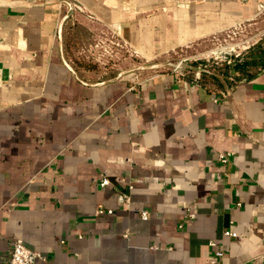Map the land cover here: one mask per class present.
I'll return each mask as SVG.
<instances>
[{
	"label": "crops",
	"instance_id": "1",
	"mask_svg": "<svg viewBox=\"0 0 264 264\" xmlns=\"http://www.w3.org/2000/svg\"><path fill=\"white\" fill-rule=\"evenodd\" d=\"M263 13L264 0H0V264L15 239L39 264H212L217 249L218 264H264V71L228 92L101 72Z\"/></svg>",
	"mask_w": 264,
	"mask_h": 264
},
{
	"label": "rangeland",
	"instance_id": "2",
	"mask_svg": "<svg viewBox=\"0 0 264 264\" xmlns=\"http://www.w3.org/2000/svg\"><path fill=\"white\" fill-rule=\"evenodd\" d=\"M264 51V13L255 22H249L230 31L208 38L197 45H191L155 59H143L132 54L130 64L106 66L101 69L104 80L130 78L132 83L168 72L196 79L215 90L229 91L228 82L221 75L227 65L229 75L233 74L238 59L248 62L258 60L259 51ZM223 65V66H222ZM259 65H250L252 71ZM121 76V77H120ZM228 77V81H230Z\"/></svg>",
	"mask_w": 264,
	"mask_h": 264
},
{
	"label": "built area",
	"instance_id": "3",
	"mask_svg": "<svg viewBox=\"0 0 264 264\" xmlns=\"http://www.w3.org/2000/svg\"><path fill=\"white\" fill-rule=\"evenodd\" d=\"M231 153L226 154H219L218 155V161L221 164H226L229 162V159L231 158ZM109 180L107 178H104L100 182V187H105L109 185ZM132 189L131 184H128V186L125 187L124 190H121L117 193L116 201L119 206H125L129 207L130 205V191ZM104 213L111 214L112 210H104L102 208H99L96 210L95 215L99 216ZM141 218L143 220L147 219V214L145 212H142ZM194 218V215L189 213L187 214V219ZM223 236L235 238L236 234L230 230H224ZM209 246L211 248H215L216 244L214 242H209ZM223 259V251L221 249L215 250L211 263L212 264H218ZM44 260L43 256L40 253H37L33 250H30L28 247L25 246V244L20 239H15L12 241L11 245V254L8 264H39V262H42Z\"/></svg>",
	"mask_w": 264,
	"mask_h": 264
},
{
	"label": "trees",
	"instance_id": "4",
	"mask_svg": "<svg viewBox=\"0 0 264 264\" xmlns=\"http://www.w3.org/2000/svg\"><path fill=\"white\" fill-rule=\"evenodd\" d=\"M259 58L258 60L248 62L246 59H238L236 63H234L233 66V74L229 75L227 70V65H224L223 72L221 75L224 77V79L228 82L230 89L235 86L238 82L249 79L250 77L254 76L255 74H258L262 71H264V51H259ZM250 65H259L258 70L252 71L249 67ZM223 66V65H222ZM229 69V67H228ZM228 77H230V81H228ZM205 85L204 83H201Z\"/></svg>",
	"mask_w": 264,
	"mask_h": 264
},
{
	"label": "water",
	"instance_id": "5",
	"mask_svg": "<svg viewBox=\"0 0 264 264\" xmlns=\"http://www.w3.org/2000/svg\"><path fill=\"white\" fill-rule=\"evenodd\" d=\"M66 5H67V12H66V14H65V16L62 18V20H61V22H60V25H59V28H58V39H59V41L61 42V33H62V26H63V24H64V22H65V20L67 19V17L72 13V11H73V6H72V4L70 3V2H68V1H66V2H64ZM69 68V67H68ZM69 70H71L73 73H74V71L71 69V68H69ZM121 77V76H120ZM114 80H117V79H114ZM114 80H109L108 82H110V81H114ZM228 92V91H227Z\"/></svg>",
	"mask_w": 264,
	"mask_h": 264
}]
</instances>
